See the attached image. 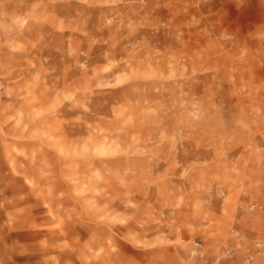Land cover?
I'll use <instances>...</instances> for the list:
<instances>
[{
  "label": "rangeland",
  "instance_id": "1",
  "mask_svg": "<svg viewBox=\"0 0 264 264\" xmlns=\"http://www.w3.org/2000/svg\"><path fill=\"white\" fill-rule=\"evenodd\" d=\"M225 192L264 210V0H0V217L155 264Z\"/></svg>",
  "mask_w": 264,
  "mask_h": 264
},
{
  "label": "crops",
  "instance_id": "2",
  "mask_svg": "<svg viewBox=\"0 0 264 264\" xmlns=\"http://www.w3.org/2000/svg\"><path fill=\"white\" fill-rule=\"evenodd\" d=\"M224 194L221 216L226 224L218 231L204 229L202 249L193 253L175 245L161 247L154 251L155 264H264V248L256 246L264 242V210L245 204L241 192L232 199ZM34 225V219H19L13 212L0 217V264H78L75 248L67 249L60 237L52 244L51 235L35 233ZM169 240L193 241L178 235ZM68 256L73 258L69 262Z\"/></svg>",
  "mask_w": 264,
  "mask_h": 264
},
{
  "label": "built area",
  "instance_id": "3",
  "mask_svg": "<svg viewBox=\"0 0 264 264\" xmlns=\"http://www.w3.org/2000/svg\"><path fill=\"white\" fill-rule=\"evenodd\" d=\"M258 245H259L260 247H262V246H264V243H258Z\"/></svg>",
  "mask_w": 264,
  "mask_h": 264
}]
</instances>
